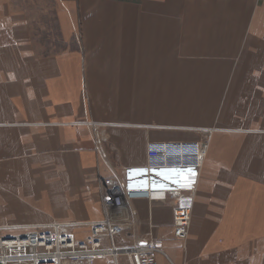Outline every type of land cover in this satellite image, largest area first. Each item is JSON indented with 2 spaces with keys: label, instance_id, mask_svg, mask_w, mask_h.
<instances>
[{
  "label": "crops",
  "instance_id": "0c3cea01",
  "mask_svg": "<svg viewBox=\"0 0 264 264\" xmlns=\"http://www.w3.org/2000/svg\"><path fill=\"white\" fill-rule=\"evenodd\" d=\"M155 150L202 160L186 241L173 196L130 203L157 263L264 264V0H0V236L102 220L105 180Z\"/></svg>",
  "mask_w": 264,
  "mask_h": 264
},
{
  "label": "built area",
  "instance_id": "2783aa9c",
  "mask_svg": "<svg viewBox=\"0 0 264 264\" xmlns=\"http://www.w3.org/2000/svg\"><path fill=\"white\" fill-rule=\"evenodd\" d=\"M79 124L93 128L94 143L104 156L105 125L85 121ZM149 158L152 160L149 165L125 168L120 176L105 180L108 191L102 193V220L87 223L55 222L28 227L20 235H2L0 264H97L111 256V264H119V256H125L128 264H158L159 255L167 256L162 244L151 237L141 239L137 236V222L130 203L135 199H151L156 193L173 196V236L186 241L189 238L202 160L195 164L163 165L156 162L160 159L157 150L150 151ZM125 209L132 212L130 219L124 218ZM75 227L89 228L86 239L78 240L73 231ZM128 229L134 232L135 244L118 248L117 236ZM105 239L109 242L108 247L103 242Z\"/></svg>",
  "mask_w": 264,
  "mask_h": 264
},
{
  "label": "bare ground",
  "instance_id": "6f19581e",
  "mask_svg": "<svg viewBox=\"0 0 264 264\" xmlns=\"http://www.w3.org/2000/svg\"><path fill=\"white\" fill-rule=\"evenodd\" d=\"M172 184L174 185V183L172 182ZM172 184H171V186H172Z\"/></svg>",
  "mask_w": 264,
  "mask_h": 264
},
{
  "label": "rangeland",
  "instance_id": "374dc122",
  "mask_svg": "<svg viewBox=\"0 0 264 264\" xmlns=\"http://www.w3.org/2000/svg\"><path fill=\"white\" fill-rule=\"evenodd\" d=\"M3 222L0 221V224H2Z\"/></svg>",
  "mask_w": 264,
  "mask_h": 264
}]
</instances>
